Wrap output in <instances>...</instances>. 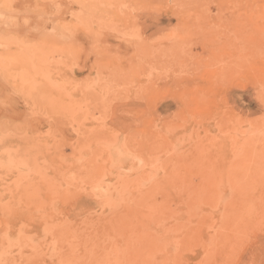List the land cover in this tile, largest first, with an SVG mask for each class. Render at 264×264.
I'll list each match as a JSON object with an SVG mask.
<instances>
[{"label": "rangeland", "instance_id": "obj_1", "mask_svg": "<svg viewBox=\"0 0 264 264\" xmlns=\"http://www.w3.org/2000/svg\"><path fill=\"white\" fill-rule=\"evenodd\" d=\"M133 1L0 0V264H264V0Z\"/></svg>", "mask_w": 264, "mask_h": 264}, {"label": "bare ground", "instance_id": "obj_2", "mask_svg": "<svg viewBox=\"0 0 264 264\" xmlns=\"http://www.w3.org/2000/svg\"><path fill=\"white\" fill-rule=\"evenodd\" d=\"M212 1V0H211ZM230 2H232L233 4L235 3V4H238L239 3V5H241L242 3H244V6L245 7H249V8H254V13H255V15H256V18H257V20L258 19H260V16H259V14L261 15V8L259 7V6H257L256 4H254V7H253V4H252V2L250 3L249 2V0H229ZM246 2H247V4H246ZM166 3H167V0H134L133 2H131L130 4L129 3H127L126 5H118V6H114L110 11L106 8V10H108L109 11V13L106 15L104 12H102L101 14L98 12V14H100L99 16H100V19H98L99 17H96V19L98 20V22L100 23V20H102L103 22H105V23H103V24H110L109 26L111 27V25L112 26H114V28L115 29H112V27H111V30L110 31H113V33H115V31H117L116 30V27H117V23H118V21L117 20H122L123 19V17H124V15H125V13H127V10H129V9H132V10H134L132 7H135L136 5H139V4H142V5H144V6H146V8L147 7H149V6H151V5H158V6H160V7H162L164 4L166 5ZM121 4V3H120ZM132 4V5H131ZM214 4H215V6L219 9V8H221V7H224V6H226L227 4H228V2H226V0H215L214 1ZM104 5V4H103ZM108 7V6H107ZM109 8V7H108ZM111 8V7H110ZM144 9V8H143ZM142 9V10H143ZM103 10H104V8H103ZM105 10V11H106ZM131 10V11H132ZM203 10H205L204 8H203ZM100 11H102V8H100ZM107 12V11H106ZM169 14L170 15H172V16H174L176 19H177V21H179V23H178V25H175V27H178L179 28V26L181 25L180 23L182 22V24H183V21H185V19H183V16H184V14H183V11L182 10H180V9H170L169 11ZM205 14V13H204ZM105 15V16H104ZM253 13L251 14V16H249L248 17V22L246 23H243L242 25H244V27H243V33L246 31L247 32V29L248 28H251L250 27V25L248 24V23H251V19L255 16ZM53 16H55V15H53ZM95 16H97V15H95ZM131 16V15H130ZM197 17H198V19H199V15H197ZM93 17H91V22H92V19ZM191 18V17H190ZM3 19V18H2ZM40 19V18H39ZM129 19V18H128ZM135 19H137V17H135ZM198 19H196L195 21H198ZM132 20V19H131ZM138 20V19H137ZM41 22H42V19L40 20ZM113 21H116L117 23H113ZM199 22V21H198ZM15 23V22H14ZM17 23H18V21H17ZM24 23V22H23ZM36 23H39V22H36ZM54 23V22H53ZM90 23V22H89ZM98 23V24H99ZM115 24L116 25V27H115V25H113V24ZM27 24V23H26ZM41 24H43V23H41ZM93 24H95L96 26L95 27H97V24H96V22L94 21L93 22ZM93 24L91 25V26H93ZM196 24V23H195ZM252 24V23H251ZM89 25V24H88ZM122 25H124L122 28L124 29V30H126V32L128 33V34H130V35H128L129 37H132V36H135V35H133V34H136L137 33V44H140V45H142L143 44V42L145 41H141L142 39H141V32H142V29H144L143 28V25H140V23H139V21H135V20H132V22H129V21H127V19H126V21L124 22V21H122ZM20 26V25H19ZM91 26H89L90 28H91V30H93V28L91 27ZM108 26V25H107ZM106 26V28H109V26L107 27ZM118 26H119V24H118ZM126 26V27H125ZM94 27V26H93ZM94 27V28H95ZM125 27V28H124ZM53 28V27H52ZM119 28V31L122 29V28H120V27H117V29ZM237 29H241V28H239V26H237L236 27ZM255 28H256V30H257V32L259 33V25H257V24H255ZM86 29H89V28H86ZM97 29H99V28H97ZM122 29V30H123ZM53 30V29H52ZM90 30V31H91ZM128 30V31H127ZM58 31V30H57ZM131 31V32H130ZM95 31L93 30L92 31V37H91V43H94V44H96V47H97V44H98V39L96 38L97 36L95 35V33H94ZM101 32V31H100ZM122 33H124L123 31H121ZM124 33L125 34V36H124V34H123V36L121 37V38H123L124 37V39H125V37H128V36H126V34L127 33ZM103 33V32H102ZM117 33V32H116ZM121 33V34H122ZM60 34V33H59ZM242 32H240L239 34L237 33V39L235 40V41H233L234 42V44H237L238 42H240V44H239V46L241 45V48H237L235 45V47L234 46H232V48H236L237 49V52H241L240 50L241 49H244L243 47V44H245V42H246V40H247V36H245L244 34H242ZM132 35V36H131ZM63 36V35H62ZM120 36V35H119ZM60 37H61V35H60ZM144 38V37H143ZM97 39V40H96ZM106 39V38H105ZM116 39V38H115ZM99 40H100V38H99ZM107 40V39H106ZM105 40V41H106ZM130 40H135L134 39V37L132 38V39H130ZM140 40V41H139ZM124 41V43H125V40H123ZM122 41V42H123ZM139 41V42H138ZM147 41V40H146ZM100 42V41H99ZM130 42V41H129ZM148 43H149V40L147 41ZM151 42V41H150ZM158 42V41H157ZM175 42V41H174ZM3 43V42H2ZM132 43V42H131ZM130 43V44H131ZM152 43V42H151ZM102 44V43H101ZM105 44H107V43H105ZM116 44V43H115ZM114 44V45H115ZM127 45H128V43H126ZM140 45H137L138 46V48L140 49L141 47H140ZM158 45H159V43H158ZM157 45V47L158 48H161L160 46H158ZM230 45V44H229ZM92 46V45H91ZM94 46V45H93ZM91 47L92 48V50H93V48L94 47ZM111 46V45H110ZM116 46V45H115ZM130 46V45H129ZM134 46V45H133ZM142 46H144V45H142ZM237 46H238V44H237ZM150 47V46H149ZM148 47V48H149ZM157 47L156 48H154V49H157ZM116 48H118V49H121L122 47H116ZM135 48V47H134ZM106 49H108L109 50V46H108V48H106ZM115 49V48H114ZM142 49V48H141ZM140 49V51H141V53H140V51L138 52V51H136V50H134V51H136V52H138L137 54H135L134 56H135V59H137L136 57L137 56H139V58L137 59V61H127L128 63L126 64V63H120V62H118V61H116V63H113V62H105L104 61V63L106 64L105 66H111V68H113L112 66H116V65H120V66H125V65H133V64H136L137 65V63H138V61L139 62H141V63H148V61L145 59L146 57H149L148 56V54H150L151 53V48H149L150 50L149 51H146V52H144V49H142L141 50ZM153 49V50H154ZM216 49V48H215ZM146 50V49H145ZM103 51V50H102ZM110 51V50H109ZM215 50L213 49L212 50V52H214ZM217 51L218 50H216L215 52L217 53ZM135 52V53H136ZM235 51H233V52H230V53H228V51H227V53H228V56L226 55V57H224V59L226 60V61H228V60H234V61H231V65H233L232 63H235L236 62V59L235 58H240V56H237V54H235V55H233V53H234ZM103 53H104V51H103ZM226 52H225V54H227ZM120 54V53H119ZM131 54V53H130ZM0 55H1V53H0ZM7 55V54H6ZM98 54H96V56H97ZM100 55V54H99ZM129 55V54H128ZM137 55V56H136ZM105 56V55H104ZM108 56H110V55H108ZM113 56V54L110 56V57H112ZM123 56V55H122ZM146 56V57H145ZM14 57V56H13ZM98 57V56H97ZM106 57V56H105ZM110 57H108V58H110ZM116 57V58H115ZM119 57V56H118ZM124 57V56H123ZM127 57V56H126ZM145 57V58H144ZM213 57V56H212ZM223 57V56H222ZM222 57H221V55H220V57H219V60L221 61L222 60ZM6 58V57H5ZM107 58V57H106ZM114 58L115 59H117V55L116 56H114ZM113 58V59H114ZM122 58V57H121ZM124 59H125V57H124ZM134 59V58H133ZM143 59V60H142ZM213 59H214V57H213ZM93 60V59H92ZM119 60V59H118ZM140 60H142V61H140ZM224 60V61H225ZM217 61V60H216ZM223 61V62H224ZM223 62L222 63H220V64H223ZM138 64H140V63H138ZM225 64V63H224ZM96 65H97V63H96ZM219 65V64H218ZM227 65V64H226ZM229 65V64H228ZM97 67V66H96ZM228 67V66H227ZM229 67H230V65H229ZM234 67V69L235 68H237V67H235V66H233ZM117 68V67H116ZM222 68H224V66L222 67ZM231 68H232V66H231ZM231 68H229V70H231ZM108 69V68H107ZM113 69H115V68H113ZM109 70H111V69H109ZM228 70V69H227ZM227 70H225V71H227ZM229 70L227 71V72H229ZM238 70V69H237ZM231 71H233V68H232V70ZM235 71H236V69H235ZM223 72H224V70H223ZM222 72V73H223ZM225 74H226V72H224ZM223 73V74H224ZM236 73V72H235ZM217 73H215V75H216ZM235 75V74H234ZM233 75V76H234ZM215 78H216V76H215ZM4 161H5V159H4ZM6 164V163H5ZM2 165H4V164H2ZM2 165H1V167H2ZM12 164L10 163L9 165H7V167H10ZM12 166H14V165H12ZM6 167V168H7ZM3 168H5V167H3ZM14 167H12V169H13ZM19 168V167H18ZM9 169H11V168H9ZM20 170V169H19ZM15 171H16V169H15ZM17 172V171H16ZM50 200H51V198H50ZM50 202V201H49ZM49 205H50V203H49ZM48 207V206H47ZM52 208V207H51ZM48 209V208H47ZM47 231V230H46ZM48 232H51L50 231V229H49V231ZM49 234V233H48ZM7 240H9V239H7ZM9 242V241H8ZM12 242V241H11ZM8 244H10V243H8ZM51 246V245H50Z\"/></svg>", "mask_w": 264, "mask_h": 264}]
</instances>
